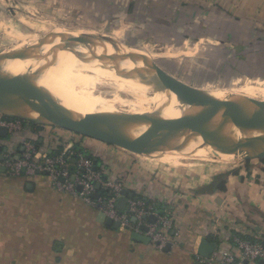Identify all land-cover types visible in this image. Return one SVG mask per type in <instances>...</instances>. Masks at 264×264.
<instances>
[{"label":"crops","instance_id":"crops-1","mask_svg":"<svg viewBox=\"0 0 264 264\" xmlns=\"http://www.w3.org/2000/svg\"><path fill=\"white\" fill-rule=\"evenodd\" d=\"M67 2L93 4V20L125 21L137 27L140 39L165 43L177 56L189 57L205 46L208 59L200 68L217 71V78L203 88L264 90V0ZM50 128L25 125L9 134L10 140L2 136L3 147L15 145L21 152L24 139H31L54 151ZM101 144L91 146L93 164L99 160L94 166L105 168L104 180L120 181L133 196L158 200L172 210L178 226L174 223L175 232L168 235L169 249L133 240L131 231L108 225L107 217L82 199L56 191L47 174L25 178L0 172V264H208L194 255L202 237L224 248L232 247L236 232L264 242V163L221 170L217 162L201 159L192 168L159 169L120 147ZM222 182L223 189H216ZM185 204L200 211L194 221Z\"/></svg>","mask_w":264,"mask_h":264},{"label":"bare ground","instance_id":"bare-ground-1","mask_svg":"<svg viewBox=\"0 0 264 264\" xmlns=\"http://www.w3.org/2000/svg\"><path fill=\"white\" fill-rule=\"evenodd\" d=\"M58 30L55 32L56 35L46 42H40L38 37L32 39L26 38L25 35H18V42L10 53L0 54V89L7 94L16 108L27 111L43 108L48 113H57L58 110L53 109L58 101L61 103V100H58L53 88H59L65 95L67 94L66 96L79 101L71 102L68 98L66 101L72 107L76 109L81 107L86 114H97L93 105L103 104L106 99H101L99 94H96L99 97H92L89 90L81 89L83 88L81 83L94 86L97 80L102 85H110L117 92L124 93L134 99H138L140 93L149 94L150 98L148 97L147 100L150 101L153 108L151 110L144 109L141 100L137 105L138 111L140 110L139 112L146 116L155 112L160 115L161 119L166 120L168 128L174 130L172 135L176 137V144L181 149L192 150L195 147H208L194 153V158L207 161H218L224 159L225 156L264 158V129L240 130L230 121L227 114L217 112L222 108L220 98L224 96H228L230 101L240 106L242 110L257 111L259 106L250 101H244L242 98V96L252 97L247 88H232L228 92H213L212 94L219 99H216L210 107L188 108L186 105L178 104L176 96L167 89L160 90L161 82L155 73L149 72L142 76H135V68L140 66L139 61L135 62L129 59L121 61L93 60L90 57L92 48L97 55L123 53L111 50L105 43H95L99 47L89 44V41L86 40L87 35L84 38V33L83 35L80 33V35L76 31ZM90 37L92 36L90 35ZM20 49L27 51L22 57L18 55ZM138 50L139 54L146 59L153 60L155 53L152 48L144 45L140 46ZM8 56L10 59L7 58ZM149 63L151 64V62ZM150 81L156 82L155 92ZM73 85H79L78 95H75L72 89ZM179 92L187 94L182 89ZM258 98L264 99V96ZM70 113L68 114L75 119L83 117ZM128 121V124L123 127L127 136L134 137L143 130L145 121L138 122L136 119ZM208 138L214 139L216 146L205 145L203 142ZM171 141L173 140L171 139Z\"/></svg>","mask_w":264,"mask_h":264},{"label":"rangeland","instance_id":"rangeland-1","mask_svg":"<svg viewBox=\"0 0 264 264\" xmlns=\"http://www.w3.org/2000/svg\"><path fill=\"white\" fill-rule=\"evenodd\" d=\"M67 1L68 0H66L64 3H59L57 2V0L50 2L45 0H0V54L10 53L14 45H16V42H18V35H25L26 38L32 39L38 37L40 38V42H46V40L56 35L55 32L59 31L58 29L67 31L71 30L74 32L76 31L79 34L81 33L82 35L84 33V38H86L87 35L89 40L88 38H86V40L89 41V44H93V46H97L95 45V43L97 42L99 44L105 43L111 50L117 52L119 51L124 55L133 58L136 56H141L146 60L147 63L151 62L152 65L149 63L151 66L157 65L169 74H172L175 80L179 79L180 82L182 81L192 86L201 87V89L209 93L223 91L228 92L232 88H247L250 96L252 97L248 96L247 99L246 96H242L243 100L250 101L257 106H264V99L258 98L264 96V90L262 89L250 88L248 87V85H241L232 88L202 87L203 84L217 78V71L207 69L203 71V69L201 70L200 68L204 67V61H206V57L208 59V54L205 53V50H202L205 48V46H203V48H201L199 52H193L189 54V57H184L181 55L177 56L174 55V53L171 54L172 51H168L166 49L167 45L165 43L163 44L153 42V39L147 37H143L144 39L141 37L140 39L138 37L139 33L137 32V27L134 25H130L125 21H120V19H113L106 22L93 20V4L80 5L78 7L70 5V3H68ZM14 13L19 14L22 21L20 20V18H17L18 16L15 17V15H13ZM12 30L16 32H13ZM90 35L92 37H90ZM144 45L152 48V50L154 51L155 55L153 57V60H148L144 56L139 54L138 49L140 48V46ZM216 57L218 56H215V54H213L212 58L215 59ZM81 85L80 86L83 87L81 89H87V91L89 90L88 92L92 97H99L96 95L99 94L101 99H106L103 104L101 103L95 104V106L93 105V108L95 107L94 110L96 109V111L98 112L97 114L105 116L110 120L123 121L139 118L142 113L139 112L140 110L138 111L137 105L141 102V100L144 109L151 110L153 108L150 104V101L147 100L148 97L150 98V95L146 93H140V96L137 97L138 99H134L128 95H125L124 93L117 92L115 88L110 85H102L101 82L97 80L94 86H90L88 84L85 85L83 83H81ZM53 89L55 90V93L59 98L58 100H61V103L63 104L62 105L60 101H58L59 103L57 102L62 111H66L68 113L71 112L70 114H77L82 116L89 114L95 115L93 113L86 114L81 107L77 109L72 107V105L67 102L68 98L71 100V102L79 101L71 99L70 96H66L67 94L65 95L63 90H60L59 88ZM72 89L74 90L75 95H78L80 90L79 85H73ZM118 97L121 99L118 100ZM57 104L55 109H53L55 111L56 109L59 111ZM23 125L32 126L30 122L26 121H23ZM44 127L48 129V126ZM53 129L54 128L51 127L50 131L54 133V135L65 133L70 139H73L75 141L81 138L84 146V151H86L87 153L93 152V147L91 146L93 142H100L88 137H80V135L65 131L63 129ZM159 129V131H162L163 127ZM170 133L172 132H169L168 135H163L160 133L161 136H155V143L150 146L149 149L143 150L142 152L128 151L126 149H123V151L132 153L134 157H137L142 161L145 160V164L147 163V166L152 168L157 167L159 169H166L169 168L170 165L182 164L188 165L184 166L186 168H192V165H197L196 163L201 159L194 158V153L196 154V152H200L208 147H195L192 150L181 149V147H178L176 144V137ZM11 136L12 135H8L6 140H10ZM171 139L173 141H171ZM101 143H103L101 145H104L105 147H111L107 143ZM210 146L211 145H209V147ZM113 149L117 148L114 147ZM245 157L247 156H244L243 158H232L225 156L224 159L212 162H217V166L220 165L222 167L221 170H227L231 167L236 168L239 165H244L246 161ZM248 160L253 162L259 161V159L255 157H251ZM103 166L105 165L103 164Z\"/></svg>","mask_w":264,"mask_h":264},{"label":"built area","instance_id":"built-area-1","mask_svg":"<svg viewBox=\"0 0 264 264\" xmlns=\"http://www.w3.org/2000/svg\"><path fill=\"white\" fill-rule=\"evenodd\" d=\"M23 127L22 120L0 113V131L5 128L9 135L21 132ZM49 133V138L56 145L54 151L50 150L52 147L37 146L33 140L24 139L21 152H18L15 145L9 149L3 147L0 135V167H5V173L10 176L47 174L56 191L82 199L105 217L118 222L121 230L148 236L153 247L163 249L166 246L169 232L175 230L173 215L168 207L161 212L157 207L158 200L132 196L126 198L123 206L118 208L117 202L123 190L120 181L104 180L105 168L94 166L93 152L84 151L82 139L75 141L65 133ZM75 144L78 146L75 147ZM151 215L155 216L154 221L148 220ZM213 231L215 233L214 228ZM231 243L230 248L216 244L208 257H202L197 252L194 255L208 264H252L264 260L263 241L235 236L231 238Z\"/></svg>","mask_w":264,"mask_h":264},{"label":"water","instance_id":"water-1","mask_svg":"<svg viewBox=\"0 0 264 264\" xmlns=\"http://www.w3.org/2000/svg\"><path fill=\"white\" fill-rule=\"evenodd\" d=\"M27 53L25 49H20L18 55L20 57ZM91 59L98 61H121L125 59L133 60L135 62H140V66L135 68V76H142L145 73H155L157 78L161 82L160 90L167 89L176 96L177 103L186 105L188 108H205L210 107L216 99L217 96L212 93H208L201 89V87L192 86L190 84L180 82L179 79L175 80L172 74H169L165 70L161 69L157 65L151 66L146 60L141 56L130 57L124 54H102L97 55L96 51L92 48L90 49ZM7 58L10 59V56ZM179 80V81H178ZM155 92V81L149 82ZM185 90L187 94H181L179 90ZM192 94V95H191ZM222 101V108L217 110V112H224L229 117L230 121L240 130L246 131H257L264 129V106H259L258 110L250 109H240L241 107L233 104L228 96L220 98ZM59 111L57 113H48L43 108L39 110H21L16 108L11 99L7 94L0 89V113L12 118H16L22 121L34 123L36 125L48 126L52 128H59L71 133H75L82 137H88L100 142L107 143L109 145L117 146L128 151H143L149 149L155 143V136L163 134H174L173 129L168 128V123L166 120L161 119L160 115L152 112L150 115H140L136 118L138 122L145 121L143 130L134 137L127 136V133L123 129L125 125L128 124V120L118 121L117 123L111 121L105 116L95 114V115H84L81 119H75L68 113L61 110L58 106ZM159 131V128H162ZM161 133H159V132ZM6 129L2 128L0 135L6 136ZM167 134V135H168ZM205 145L216 146L215 140L208 138L203 142ZM250 159V157H245V160ZM264 160V158H261ZM0 172L5 173V167H0ZM30 184L27 186L29 187ZM99 188V184L96 185ZM97 197V194L93 195ZM133 193L128 191L126 188L122 190V197L117 202V207L121 208L126 201V198L132 197ZM149 221H154L155 216L151 215L148 217ZM112 220L107 218L106 223L108 225H113L114 228L119 226L118 222L112 224ZM145 230L146 227H143ZM131 238L136 241L143 243H149V237L138 234L135 232L131 233ZM216 243L209 241L207 238L202 237L199 241L197 252L203 257H208L214 250ZM169 249V244H166L164 250Z\"/></svg>","mask_w":264,"mask_h":264},{"label":"trees","instance_id":"trees-1","mask_svg":"<svg viewBox=\"0 0 264 264\" xmlns=\"http://www.w3.org/2000/svg\"><path fill=\"white\" fill-rule=\"evenodd\" d=\"M34 128H37V129H40L41 130V128L43 127V126H41V125H36V124H34V123H30ZM44 128V127H43ZM255 158H257V159H259V161L257 162V163H264V160H262L260 157H255ZM99 162V160L97 159H95L94 160V164L96 165L97 163ZM245 166L248 168L249 166H254L253 164H251L250 163V161L249 160H246L245 161ZM235 173H237V172H235ZM22 177H25L24 175H22ZM25 178H27V177H25ZM4 184L5 185H7V183H5L4 182ZM224 183L222 182L221 184L219 183V184H216L217 186H216V189H223V185ZM181 204L182 203H180V205H178V207L180 208V206H181ZM186 205V204H185ZM157 207H158V209H159V211H163V209H164V207H167V205L166 204H163V203H158L157 202ZM186 207H187V205H186ZM188 209H190L191 211V218H192V220L194 221V219H193V217H196L197 215H198V212H200L198 209H196V208H191L189 205H188V207H187ZM170 211H172L171 209H170ZM173 219H174V223H175V226H178L177 225V223H176V221L177 220H175V218H174V216H173ZM170 233V232H169ZM235 235H237V236H239V237H243V238H249V239H251V240H258L256 237H253V236H251V235H249V234H247V233H241V232H236V233H234Z\"/></svg>","mask_w":264,"mask_h":264}]
</instances>
